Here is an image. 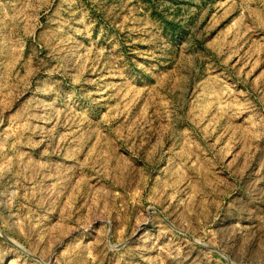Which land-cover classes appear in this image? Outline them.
<instances>
[{
    "label": "rangeland",
    "instance_id": "rangeland-1",
    "mask_svg": "<svg viewBox=\"0 0 264 264\" xmlns=\"http://www.w3.org/2000/svg\"><path fill=\"white\" fill-rule=\"evenodd\" d=\"M0 264H264V0H0Z\"/></svg>",
    "mask_w": 264,
    "mask_h": 264
}]
</instances>
